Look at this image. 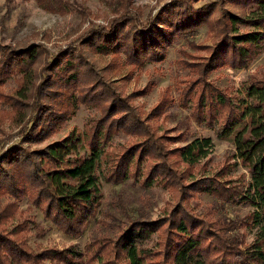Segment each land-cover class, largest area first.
I'll list each match as a JSON object with an SVG mask.
<instances>
[{
	"label": "trees",
	"instance_id": "trees-1",
	"mask_svg": "<svg viewBox=\"0 0 264 264\" xmlns=\"http://www.w3.org/2000/svg\"><path fill=\"white\" fill-rule=\"evenodd\" d=\"M201 1L169 0L145 19L124 8L106 26L87 29L79 38L78 49L66 47L52 55L37 79L34 66L42 55L38 46L20 50L0 46V85L16 77L22 92L33 89L36 99L34 117L22 135L24 141L0 156V197L27 198L45 221L64 236L76 238L100 197L95 171L105 183L132 180L142 188L158 185L178 192L177 204L161 220L132 221L120 231L111 243V260L102 258L103 252L108 253L104 243L86 246L84 256L72 247L33 253L22 240L0 229V264H118L122 260L125 264H264V80L244 83L242 97H231L225 90L204 84L205 76L220 68L245 70L264 51V0H218L196 7ZM214 13L218 16L211 20ZM205 25L215 32V42L207 47V56L187 89L191 92L201 84L191 99L190 114L196 126L212 130L216 139L232 137L233 164L245 170L248 181L220 180L219 171L215 178L180 185L181 177L172 164L161 159L156 139L134 113L127 112L125 100L110 84L95 77L83 53L122 58L125 65L139 70L162 63L175 43ZM79 106L99 111V117L81 134L87 152L83 156L75 152L74 131L40 150L22 147L26 141L41 142L57 133ZM119 133L143 140L110 157L105 148ZM210 147L208 139L192 136L174 154L181 164L192 167L206 157ZM230 168H222L224 176ZM194 194L221 204L250 207L252 211L242 223L255 230L253 240L244 245L239 238L226 235L232 225L209 222L195 214L185 203ZM162 226L165 234L160 248L157 243V249L148 252L143 245ZM84 257L86 261L81 259Z\"/></svg>",
	"mask_w": 264,
	"mask_h": 264
},
{
	"label": "rangeland",
	"instance_id": "rangeland-1",
	"mask_svg": "<svg viewBox=\"0 0 264 264\" xmlns=\"http://www.w3.org/2000/svg\"><path fill=\"white\" fill-rule=\"evenodd\" d=\"M169 0H0V46L20 50L32 45L40 48L41 56L34 66L35 76L40 77L42 67L49 58L66 47L78 49L81 35L89 28L104 27L124 8L136 13L140 19L148 14L153 16ZM218 0H203L196 7ZM230 9L241 14L238 9ZM214 13L211 20L217 18ZM215 42V32L208 25L195 30L186 40L175 43L160 64L146 65L142 69H133L125 65L122 58L83 53L95 77L109 83V87L125 100L127 112L134 113L144 125L150 136L162 149L161 158L172 164L174 173L180 175V185L190 180L215 178L219 171L220 180L237 178L248 181L245 170L233 164L234 152L232 137L216 139L212 130L196 126L190 114L193 108L191 99L201 84L189 92L190 83L197 77L198 66L207 56V47ZM250 79L264 80V51L255 57L245 70L232 71L226 67L211 72L204 78V84L225 90L227 95H242V86ZM37 80L34 86L37 85ZM21 81L16 77L0 85V156L10 147L23 142L22 135L34 117L35 96L33 89L22 92ZM191 89V88H190ZM189 97L187 99H184ZM190 100V102H189ZM192 106V107H191ZM56 109L54 106H52ZM99 117L97 109L79 106L63 124L57 133H51L41 142L23 143L28 151L43 149L47 144L63 138L73 132L75 152L83 156L81 134L90 121ZM240 128V127H238ZM194 137L208 139L211 147L206 149V157L198 164L187 167L178 161L175 148L181 147ZM143 140L133 135L116 134L105 151L110 157L119 155L124 148ZM185 141V142H184ZM160 156V157H161ZM158 158V156H157ZM157 160H152V163ZM105 163H102L103 166ZM231 166L224 176L223 169ZM223 168V169H222ZM97 186L100 197L93 215L85 224L79 237L64 236L42 214L30 205L27 198L10 199L0 197V229L20 241L22 240L33 253L42 250H63L69 247L83 256L85 247L95 243L105 244L102 258L113 259L112 242L130 222L136 220H161L177 204V188H162L153 185L139 187L132 180L120 184L103 182L98 171ZM183 175V178H182ZM221 177V176H220ZM195 214L209 222L228 223L233 230L227 236L239 238L244 245L249 244L255 230L247 229L242 221L252 211L248 206L221 204L218 200L202 194H194L185 202ZM227 225V224H226ZM164 226L143 245L148 252L157 249L164 238ZM104 245V246H105ZM82 260L87 259L81 258ZM83 262V261H82ZM84 263V262H83ZM118 264H125L119 261Z\"/></svg>",
	"mask_w": 264,
	"mask_h": 264
}]
</instances>
